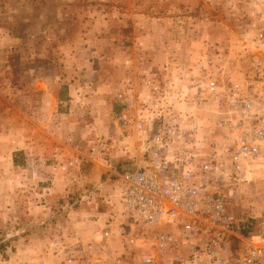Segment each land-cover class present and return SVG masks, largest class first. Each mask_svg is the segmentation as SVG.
<instances>
[{
  "label": "rangeland",
  "instance_id": "1",
  "mask_svg": "<svg viewBox=\"0 0 264 264\" xmlns=\"http://www.w3.org/2000/svg\"><path fill=\"white\" fill-rule=\"evenodd\" d=\"M262 30L264 0H0V264H51L52 238L104 226L116 174L139 165L116 87L242 81L264 60ZM203 119L213 131L216 115ZM123 138L130 154H117ZM247 179L216 184L258 215L264 174Z\"/></svg>",
  "mask_w": 264,
  "mask_h": 264
},
{
  "label": "built area",
  "instance_id": "2",
  "mask_svg": "<svg viewBox=\"0 0 264 264\" xmlns=\"http://www.w3.org/2000/svg\"><path fill=\"white\" fill-rule=\"evenodd\" d=\"M255 41L264 58L263 30ZM253 73L242 81L193 76L184 85L147 80L140 95L116 87L127 111L116 123L136 135L139 165L116 174L98 235L51 239V264H264V211L236 213L216 184L264 174V60ZM207 111L217 118L213 131L203 126Z\"/></svg>",
  "mask_w": 264,
  "mask_h": 264
},
{
  "label": "crops",
  "instance_id": "3",
  "mask_svg": "<svg viewBox=\"0 0 264 264\" xmlns=\"http://www.w3.org/2000/svg\"><path fill=\"white\" fill-rule=\"evenodd\" d=\"M134 7H135V5H134ZM115 128V127H114ZM115 130H116V128H115ZM117 132V131H116ZM118 133V132H117ZM119 139H121V138H119ZM126 138H123V140L122 141H120V143L118 144V148H120V150L119 151H117V154H120L121 155V152H122V154H124L123 152H124V150L123 149H125V148H122V144L123 143H125L126 142V140H125ZM97 186H99V188H101V186H102V183L101 184H97Z\"/></svg>",
  "mask_w": 264,
  "mask_h": 264
}]
</instances>
